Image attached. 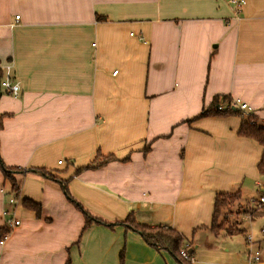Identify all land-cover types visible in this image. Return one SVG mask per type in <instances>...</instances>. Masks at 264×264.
I'll list each match as a JSON object with an SVG mask.
<instances>
[{"label":"crops","instance_id":"1","mask_svg":"<svg viewBox=\"0 0 264 264\" xmlns=\"http://www.w3.org/2000/svg\"><path fill=\"white\" fill-rule=\"evenodd\" d=\"M6 66L0 160L19 190L9 203L0 169V229L19 224L0 264H176L122 225L84 229L129 212L180 233L192 264H264L262 146L235 111L201 116L239 98L264 127V0H0ZM97 154L114 158L87 167ZM236 192L247 206L216 235L215 197Z\"/></svg>","mask_w":264,"mask_h":264},{"label":"trees","instance_id":"2","mask_svg":"<svg viewBox=\"0 0 264 264\" xmlns=\"http://www.w3.org/2000/svg\"><path fill=\"white\" fill-rule=\"evenodd\" d=\"M3 75H4V72L0 68V83H1V80L3 79ZM214 112L234 114L233 110H226L223 112H218L216 109H209L207 111H204L201 114V116L205 114L209 115ZM1 127H2V116L0 115V129ZM238 134L241 136L251 138L257 141L262 146V155H261L259 162L257 163V169L260 175H264V127L257 124L256 121H254L253 123H249L246 120H242V123L238 130ZM147 148L148 147H146V149ZM113 158L114 157L111 155L102 156V155L97 154L96 159L91 164H89L87 167H94V166L100 165ZM0 169L2 170L4 176L7 179H9V182L11 184V193L17 199L19 187L17 185V182L11 176V173L14 171V169H7L6 167H4L1 160H0ZM236 197L237 199H235ZM238 199H239V192H236L233 194L219 193L216 195L215 200H214L212 221L209 226V230L211 232H213L216 235L218 234V232L222 229L221 226L217 225V221L219 217L221 216L223 210L231 207L232 204ZM23 204L26 208H33L36 214L39 213L38 204H35L27 200H23ZM262 214H264V200L262 202L258 201L255 208L251 211L252 217H258ZM84 216H85L84 229L90 227L93 223L103 224L110 228H112L114 225H122L126 229H131L132 231L139 234L142 240L154 250L158 252L163 251V252L168 253V255L172 257V259L174 260L176 264H192L190 260L192 254L191 252L188 251V249H187L188 256L186 258L181 256L180 254V250L185 247L188 248V245L190 243L187 242V240L180 233H178L177 231H175L169 226H164V225L150 226L147 224L140 223L132 212H129L123 221L116 222V223H106L97 218L91 217L88 214H85ZM7 231H8V227L3 226V228L0 229V237Z\"/></svg>","mask_w":264,"mask_h":264},{"label":"built area","instance_id":"3","mask_svg":"<svg viewBox=\"0 0 264 264\" xmlns=\"http://www.w3.org/2000/svg\"><path fill=\"white\" fill-rule=\"evenodd\" d=\"M231 2L232 4H234L236 10L240 11L242 7L245 5L246 0H231ZM15 18L18 19V16H15ZM113 73H116V71H114ZM0 87H1L2 92L7 95H10L13 97H16L18 95L19 85L13 79L10 66H6L4 69V75H3V79L1 80ZM215 109L218 112H223L226 110H233L239 114L242 120H246L249 123L254 122L253 109L247 103L243 102L239 98L230 99L223 104H219L216 106ZM8 193H9V196H8L9 203H14L16 201L15 196L10 192ZM263 200H264V196H260L259 202H262ZM18 224H19V220L16 219L14 216L6 220L4 227H8V231L5 232L0 237V245L4 244V241L8 237L10 231ZM261 233L264 235V228L261 229ZM248 243L250 242L248 241ZM180 254L181 256L185 258L188 256L186 247L180 250ZM260 259H261V254L258 250L253 251V252L251 251L248 252V260L259 261Z\"/></svg>","mask_w":264,"mask_h":264},{"label":"rangeland","instance_id":"4","mask_svg":"<svg viewBox=\"0 0 264 264\" xmlns=\"http://www.w3.org/2000/svg\"><path fill=\"white\" fill-rule=\"evenodd\" d=\"M235 197V196H234ZM235 199H237V197L235 198ZM246 199V198H245ZM239 200V199H238ZM238 200L237 201H235L233 204H232V206L231 207H229L228 209L226 208L225 210H223V212H222V214H221V216L219 217V219H218V221H217V225L218 226H221V227H225V229H227V228H229L228 227V225H227V222H225V220H224V218H223V215L224 214H228V213H233V212H237L238 213V210L240 209H245L246 208V206H247V204H245L244 203V207H240L239 205H238ZM248 199H246V200H243V202H245V201H247ZM240 201V200H239ZM235 217L237 218V220L238 221H243L244 220V217H245V215H244V213H242V211L239 213V214H237V215H235ZM231 229V228H230ZM188 248H186V250H187Z\"/></svg>","mask_w":264,"mask_h":264}]
</instances>
